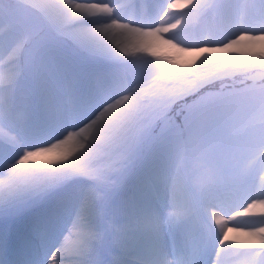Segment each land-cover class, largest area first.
Wrapping results in <instances>:
<instances>
[{"label": "snow or ice", "instance_id": "snow-or-ice-1", "mask_svg": "<svg viewBox=\"0 0 264 264\" xmlns=\"http://www.w3.org/2000/svg\"><path fill=\"white\" fill-rule=\"evenodd\" d=\"M29 211L0 264H264V0H0V220Z\"/></svg>", "mask_w": 264, "mask_h": 264}, {"label": "rangeland", "instance_id": "rangeland-1", "mask_svg": "<svg viewBox=\"0 0 264 264\" xmlns=\"http://www.w3.org/2000/svg\"><path fill=\"white\" fill-rule=\"evenodd\" d=\"M129 2L134 3L137 7V10H139V8L142 5L154 4L156 2H159V0H129ZM200 24L202 27L207 28V27L212 26L214 24V21L211 17H208L205 20L201 21ZM5 26H6V22H5ZM158 53L160 55L173 56V57L182 55L168 48L167 46H163V45L158 48ZM11 127L12 126L9 124V122L5 121L3 124V132L8 135H14L15 133L11 131ZM256 183L257 185L259 184L258 177L256 178ZM131 189H132V182L129 181L127 185H124L117 193L114 194V199L111 201V206H110V217H111V222L113 224L119 225L122 223V221L120 220L121 213L119 211V208L123 204V202L128 200V198L132 195ZM154 194L163 197L164 195L163 188H160V190ZM211 210L212 209L207 208L203 205L200 206V212L205 216ZM32 215L33 213L29 211L25 213L23 216H18V217H7L6 216L3 220H0V227H3L5 230H8V231H17L20 229H25L27 228ZM230 226L234 227L235 225H230ZM192 227L193 229L195 228V223L192 224ZM114 256L115 254H113L112 256H109L108 258L112 259L114 258ZM212 259H214V256L212 257ZM227 264H233L231 259L227 261Z\"/></svg>", "mask_w": 264, "mask_h": 264}, {"label": "bare ground", "instance_id": "bare-ground-1", "mask_svg": "<svg viewBox=\"0 0 264 264\" xmlns=\"http://www.w3.org/2000/svg\"><path fill=\"white\" fill-rule=\"evenodd\" d=\"M23 226V225H22ZM26 229V228H25Z\"/></svg>", "mask_w": 264, "mask_h": 264}]
</instances>
